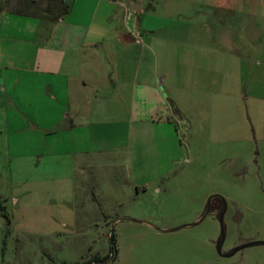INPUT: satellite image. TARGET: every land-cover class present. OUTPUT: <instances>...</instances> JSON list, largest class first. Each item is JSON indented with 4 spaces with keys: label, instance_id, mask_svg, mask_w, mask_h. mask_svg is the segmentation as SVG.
<instances>
[{
    "label": "rangeland",
    "instance_id": "374dc122",
    "mask_svg": "<svg viewBox=\"0 0 264 264\" xmlns=\"http://www.w3.org/2000/svg\"><path fill=\"white\" fill-rule=\"evenodd\" d=\"M234 2L231 27L219 10L195 11L216 26L198 24V41L178 44L180 68L164 75L165 94L179 96L161 115L174 121V136H158L165 170L138 167L151 162L150 131L136 138L137 152L146 147L137 169L110 160L79 172L71 202L57 174L13 169L0 182V264H264V246L225 257L264 241V0ZM156 4L147 11L180 19L171 1ZM177 30L172 21L164 35ZM213 195L228 204L222 255L219 218L197 221Z\"/></svg>",
    "mask_w": 264,
    "mask_h": 264
},
{
    "label": "crops",
    "instance_id": "0c3cea01",
    "mask_svg": "<svg viewBox=\"0 0 264 264\" xmlns=\"http://www.w3.org/2000/svg\"><path fill=\"white\" fill-rule=\"evenodd\" d=\"M164 1L180 19L147 11L156 2L152 8L164 10ZM233 1L0 0V182L13 169L49 170L71 202L79 172L110 160L137 169L146 147L137 152L136 138L148 131L151 162L138 167L165 170L158 136H174V121L161 115L179 96L165 94L164 75L180 68L188 54L178 44L196 43L198 24L216 26L210 13L199 20L195 11L219 10L231 27ZM172 21L177 34L167 38Z\"/></svg>",
    "mask_w": 264,
    "mask_h": 264
},
{
    "label": "water",
    "instance_id": "95a60500",
    "mask_svg": "<svg viewBox=\"0 0 264 264\" xmlns=\"http://www.w3.org/2000/svg\"><path fill=\"white\" fill-rule=\"evenodd\" d=\"M215 197H221V196H218V195H214L210 198V200L212 198H215ZM224 202L226 203L225 199L223 197H221ZM209 200V202H210ZM227 204V203H226ZM208 214H206L200 221L204 220L206 217H207ZM220 223H221V228H222V235H221V238H220V241L218 243V246H217V250H218V253L220 255H222V246L225 242V239H226V230H225V226H224V215H221L220 218ZM255 246H264V241H256V242H250V243H247L245 245H242L240 247H238L237 249H235L231 254H228L226 255L225 257H232L234 256L235 254H237L238 252L246 249V248H249V247H255Z\"/></svg>",
    "mask_w": 264,
    "mask_h": 264
},
{
    "label": "flooded vegetation",
    "instance_id": "af4514ba",
    "mask_svg": "<svg viewBox=\"0 0 264 264\" xmlns=\"http://www.w3.org/2000/svg\"><path fill=\"white\" fill-rule=\"evenodd\" d=\"M214 196V195H213ZM212 197V196H211ZM210 197V198H211ZM209 198V200H210ZM216 201V203H214ZM226 201V200H225ZM227 203V202H226ZM224 200L221 197H215L208 201L207 209L203 215H201L200 220L206 215V214H212L213 216H216L217 218H220L221 215L227 214L228 211V204H226ZM207 215V216H208ZM203 221V220H202ZM201 221V222H202ZM233 252V251H232ZM231 252V253H232Z\"/></svg>",
    "mask_w": 264,
    "mask_h": 264
},
{
    "label": "trees",
    "instance_id": "16d2710c",
    "mask_svg": "<svg viewBox=\"0 0 264 264\" xmlns=\"http://www.w3.org/2000/svg\"><path fill=\"white\" fill-rule=\"evenodd\" d=\"M104 261H97V263H95V264H102ZM93 264V263H92Z\"/></svg>",
    "mask_w": 264,
    "mask_h": 264
}]
</instances>
